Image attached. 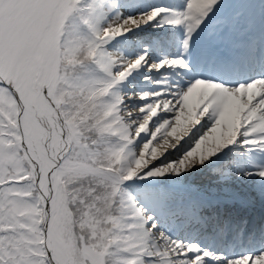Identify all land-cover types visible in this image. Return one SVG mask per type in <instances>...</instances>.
<instances>
[{
    "label": "snow or ice",
    "instance_id": "6c2138e0",
    "mask_svg": "<svg viewBox=\"0 0 264 264\" xmlns=\"http://www.w3.org/2000/svg\"><path fill=\"white\" fill-rule=\"evenodd\" d=\"M0 264H264V0H0Z\"/></svg>",
    "mask_w": 264,
    "mask_h": 264
}]
</instances>
